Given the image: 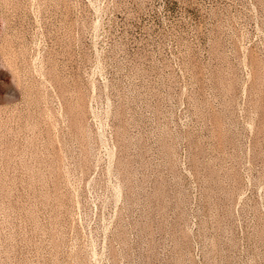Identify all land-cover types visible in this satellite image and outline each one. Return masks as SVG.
I'll return each instance as SVG.
<instances>
[{
	"label": "rangeland",
	"instance_id": "1",
	"mask_svg": "<svg viewBox=\"0 0 264 264\" xmlns=\"http://www.w3.org/2000/svg\"><path fill=\"white\" fill-rule=\"evenodd\" d=\"M0 264H264V0H0Z\"/></svg>",
	"mask_w": 264,
	"mask_h": 264
}]
</instances>
